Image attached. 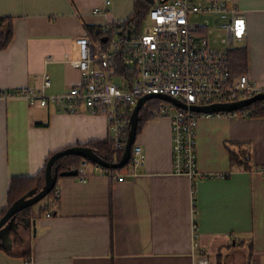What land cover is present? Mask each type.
I'll list each match as a JSON object with an SVG mask.
<instances>
[{
    "label": "crops",
    "instance_id": "crops-1",
    "mask_svg": "<svg viewBox=\"0 0 264 264\" xmlns=\"http://www.w3.org/2000/svg\"><path fill=\"white\" fill-rule=\"evenodd\" d=\"M106 1L0 0V24L3 17L13 24L11 41L0 46V89L40 88L44 72L52 78L48 93L78 84L81 70L66 57L74 39L97 40L88 26L124 20L136 0H109L107 13L93 12ZM233 1L247 14L248 33L237 43L247 50L245 72L264 83V0ZM104 138L103 114L0 99V217L14 176H34L51 153ZM135 143L146 154L138 175L117 180L89 165L60 176L54 214L31 213L17 228L31 245L30 261L3 232L0 264H264V116H201L197 164L204 176L196 201L191 178L173 170L169 115L144 122ZM232 152L245 164L233 162Z\"/></svg>",
    "mask_w": 264,
    "mask_h": 264
},
{
    "label": "built area",
    "instance_id": "built-area-1",
    "mask_svg": "<svg viewBox=\"0 0 264 264\" xmlns=\"http://www.w3.org/2000/svg\"><path fill=\"white\" fill-rule=\"evenodd\" d=\"M109 4L107 0L104 6L94 7L93 12L107 13ZM247 33L246 11L233 0H155L144 29L138 34H122L114 29L106 41L94 40L89 34L74 39L66 57L81 70L78 84L62 93H48L52 78L44 72L40 88L0 89V99L23 97L30 105L51 107L59 113L105 115L115 162L119 161V150L125 146L124 131L130 126L131 113L140 97L164 93L182 100L186 108L162 102L159 114L171 118L173 170L191 178L196 201L198 180L204 176L197 164V128L201 116L252 117L256 102L230 112H200L191 106L235 102L264 93V83L247 72L236 74L230 66V51ZM120 62L125 66L121 73ZM145 163L143 147L134 143L124 171L87 161L83 165H93L94 173L124 180L138 175ZM88 177L82 175L80 179L86 181ZM56 195L59 197L58 188ZM46 215L52 216L50 211ZM201 262L208 261L201 258Z\"/></svg>",
    "mask_w": 264,
    "mask_h": 264
},
{
    "label": "trees",
    "instance_id": "trees-1",
    "mask_svg": "<svg viewBox=\"0 0 264 264\" xmlns=\"http://www.w3.org/2000/svg\"><path fill=\"white\" fill-rule=\"evenodd\" d=\"M153 4L149 0H136L134 3V10L133 12L124 20H122L120 25L110 24L107 26H88L89 32L92 34V36L95 39H99L102 41H106L107 38H111L112 31L114 29H119L122 34L129 33L130 35L138 34L141 31H143L145 26V21L148 16L149 10L152 8ZM109 24V23H108ZM13 37V24L11 17H3L0 24V46L6 47L9 42L11 41ZM121 65L118 68V72L121 73V71L124 70L125 66L124 63L120 62ZM230 66L234 73L240 74L244 73L247 68V50L245 47H235L230 51ZM162 102H167L166 100H163L161 98H152L149 99L146 104L141 108L140 114H139V124L137 129V135L139 134L144 122L147 120H150L152 118L160 116L159 114V107ZM255 107L256 112L252 116H264V99H260L255 101ZM130 127V126H129ZM129 127L124 131V141L126 142L127 136H128V130ZM84 146H89L92 148L100 157L107 161L114 162V153L115 149L113 147L112 141L110 138H104V139H96L89 141L87 143L81 144ZM70 147V146H67ZM65 147V148H67ZM124 145L119 150L118 153V160L123 155L124 152ZM57 152V151H55ZM51 153L50 156L47 158L46 164L44 168L37 173L34 176H14L11 180L9 192H8V207L5 208L2 211L3 216L8 208L19 198L25 197L28 192L35 191L39 192L42 190V188L45 185V174H46V166L48 163V160L50 157L55 153ZM232 161L233 162H241L242 164H245V160L239 158V154L232 152ZM87 161L91 164H96V162L92 161L91 159L79 155V154H65L60 157H58L54 163H53V172L57 170L58 178L61 175V172L65 170H75L78 169V172L80 168L83 165V163ZM92 165V166H93ZM125 167V166H123ZM113 169V168H110ZM123 168H121L122 170ZM79 174V173H78ZM57 178V181H58ZM57 190V182L56 185L53 187L51 192L43 199L45 201L44 208H40L38 212L33 213V205L28 206L21 211H18L12 218L15 220L19 226H23L26 224L25 222L31 218V213L34 217L41 216L46 211H51V214H54L55 209L58 207L59 204V197L56 195ZM54 210V211H53ZM11 235L15 239V245L19 247L20 251L18 254L25 257L28 261L31 259V245L29 241H26L24 237H22L19 232L17 231V228L11 229ZM3 247V245L0 242V248Z\"/></svg>",
    "mask_w": 264,
    "mask_h": 264
},
{
    "label": "water",
    "instance_id": "water-1",
    "mask_svg": "<svg viewBox=\"0 0 264 264\" xmlns=\"http://www.w3.org/2000/svg\"><path fill=\"white\" fill-rule=\"evenodd\" d=\"M152 4L155 3V0H149ZM165 1V0H163ZM152 98H161L163 100L172 102L178 107L186 108L187 104L183 102L182 100L173 97L169 94L164 93H148L143 95L138 99V102L136 103L135 107L133 108V111L130 116V127L128 130V136L125 143V148L122 157L119 161H107L100 157L92 148L89 146L84 145H73L61 150H58L55 152L50 159L48 160L47 166H46V174H45V185L39 192L30 191L27 193L25 197H21L18 200H16L6 211V213L0 217V236L1 233L6 232L10 233L12 228H18L19 224L13 220V216L22 209L32 206L41 200H43L53 189V187L56 185L58 174L57 170L53 172V163L54 161L65 154H79L83 155L92 161L106 167V168H121L125 166L131 157L132 148L134 143L137 139V129L139 124V114L141 108L146 104V102L149 99ZM264 99V93L257 94L251 98L243 99L240 101L235 102H229V103H214L210 105H192L191 108L200 112H219V111H234L237 110L243 106L250 105L252 102ZM78 174V169L75 170H65L61 172V175H76ZM36 231V228L34 229Z\"/></svg>",
    "mask_w": 264,
    "mask_h": 264
},
{
    "label": "rangeland",
    "instance_id": "rangeland-1",
    "mask_svg": "<svg viewBox=\"0 0 264 264\" xmlns=\"http://www.w3.org/2000/svg\"><path fill=\"white\" fill-rule=\"evenodd\" d=\"M45 201L44 200H41L40 202L36 203L33 205V209L35 208V210H38V207L41 206V204H43Z\"/></svg>",
    "mask_w": 264,
    "mask_h": 264
},
{
    "label": "bare ground",
    "instance_id": "bare-ground-1",
    "mask_svg": "<svg viewBox=\"0 0 264 264\" xmlns=\"http://www.w3.org/2000/svg\"><path fill=\"white\" fill-rule=\"evenodd\" d=\"M126 143V142H125Z\"/></svg>",
    "mask_w": 264,
    "mask_h": 264
}]
</instances>
